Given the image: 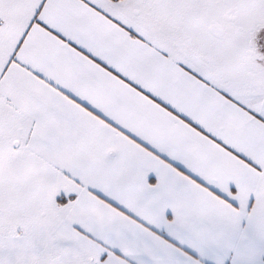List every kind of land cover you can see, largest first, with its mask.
Segmentation results:
<instances>
[{"label":"snow or ice","instance_id":"snow-or-ice-1","mask_svg":"<svg viewBox=\"0 0 264 264\" xmlns=\"http://www.w3.org/2000/svg\"><path fill=\"white\" fill-rule=\"evenodd\" d=\"M0 264H264V0H0Z\"/></svg>","mask_w":264,"mask_h":264}]
</instances>
